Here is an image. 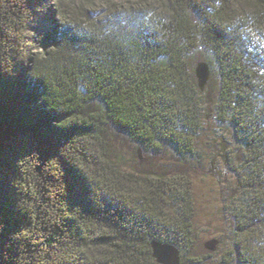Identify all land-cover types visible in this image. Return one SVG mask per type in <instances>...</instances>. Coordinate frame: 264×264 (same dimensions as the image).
Wrapping results in <instances>:
<instances>
[{
  "label": "trees",
  "instance_id": "1",
  "mask_svg": "<svg viewBox=\"0 0 264 264\" xmlns=\"http://www.w3.org/2000/svg\"><path fill=\"white\" fill-rule=\"evenodd\" d=\"M30 1L0 0V264H159L153 239L204 264L188 254L205 159L224 165L219 263L264 264V0H49L60 28L23 97Z\"/></svg>",
  "mask_w": 264,
  "mask_h": 264
},
{
  "label": "rangeland",
  "instance_id": "2",
  "mask_svg": "<svg viewBox=\"0 0 264 264\" xmlns=\"http://www.w3.org/2000/svg\"><path fill=\"white\" fill-rule=\"evenodd\" d=\"M60 20L58 13L55 10L54 4L49 0H31L29 2V19L27 21V37L25 39V54L23 57V64L18 65L17 77L20 76L18 85L20 87V95H26L27 85L33 81L30 75L29 67L41 57L43 45L47 42L48 35H52L54 30H59ZM263 27V26H262ZM264 28V27H263ZM205 60V59H202ZM198 61V60H197ZM196 61V62H197ZM195 62V64H196ZM195 67V65H194ZM25 68V69H23ZM21 69L24 71L21 73ZM217 78L216 76L210 78L206 87L207 93L216 92ZM27 98V97H26ZM211 124V123H210ZM206 124L207 127H212V130L220 128L216 124ZM208 134H212L208 130ZM224 137L227 133H220ZM202 142L206 141L205 134H202ZM200 140V141H201ZM231 155L235 158L241 156L236 149L232 148ZM129 156V157H128ZM145 156L144 150L140 146L127 150V157L131 159H142ZM168 159L160 160L159 163H166ZM157 163L158 165H161ZM191 177V191L194 202V217H193V232L194 240L190 256H202L207 259L204 264H220L219 259L221 253L229 248L230 239L228 238L229 222L226 220L224 214V202L222 199L224 165L222 160L209 159L202 160L201 164L190 172ZM229 182L233 181L231 177H226ZM217 238L218 243L216 249L211 251L204 246V242ZM264 243V236L261 237ZM256 241V238L253 240Z\"/></svg>",
  "mask_w": 264,
  "mask_h": 264
},
{
  "label": "water",
  "instance_id": "3",
  "mask_svg": "<svg viewBox=\"0 0 264 264\" xmlns=\"http://www.w3.org/2000/svg\"><path fill=\"white\" fill-rule=\"evenodd\" d=\"M195 75L200 90H204L211 75L210 65L207 61L199 60L195 66ZM218 243L217 238L204 242V246L213 251ZM152 256L159 264H181V250L173 243L153 239L150 241Z\"/></svg>",
  "mask_w": 264,
  "mask_h": 264
}]
</instances>
